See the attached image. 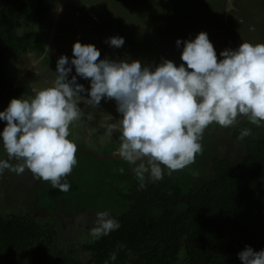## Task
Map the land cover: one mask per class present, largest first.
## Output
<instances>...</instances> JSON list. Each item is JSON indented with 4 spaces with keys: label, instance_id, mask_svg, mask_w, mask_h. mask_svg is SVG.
I'll list each match as a JSON object with an SVG mask.
<instances>
[{
    "label": "clouds",
    "instance_id": "1",
    "mask_svg": "<svg viewBox=\"0 0 264 264\" xmlns=\"http://www.w3.org/2000/svg\"><path fill=\"white\" fill-rule=\"evenodd\" d=\"M107 43L120 48L125 41L114 36ZM181 43L178 39L177 47ZM72 54L70 61L64 55L58 58L50 86L33 89L30 98H12L0 111V121L5 122L0 145L7 155L0 159V174L27 170L53 188L68 191L67 177L78 163V145L69 137L73 123L85 117L81 102L98 108L102 100L115 101L120 118L108 116L115 122L105 124L106 134L119 133L113 155L134 166L141 188L146 179L155 182L165 172L171 175L194 163L210 125L230 128L244 117L264 127V43L241 42L222 50L218 58L208 34L201 31L183 41L179 66L167 59L154 67L140 60L101 59L95 45L79 41L73 43ZM73 67L76 75L69 78ZM77 76L89 80L90 88L78 83ZM86 119L94 117L88 114ZM249 135L248 128L240 131L241 139ZM95 216L89 233L94 239L119 228L108 211ZM238 258L241 264H264V249L246 246Z\"/></svg>",
    "mask_w": 264,
    "mask_h": 264
},
{
    "label": "rangeland",
    "instance_id": "2",
    "mask_svg": "<svg viewBox=\"0 0 264 264\" xmlns=\"http://www.w3.org/2000/svg\"><path fill=\"white\" fill-rule=\"evenodd\" d=\"M43 5V17L22 23L17 34L24 36L31 30L40 33L44 52L30 51L19 58L3 56L1 59L3 71L11 83L30 88L28 94H21L17 99L30 98L34 95L33 89L50 86L56 78L58 58L64 55L70 61L72 45L76 41L95 45L101 59L140 60L142 65L152 67L163 59L179 66L183 63L180 59L183 41L194 39L201 31L212 37L210 41L218 58L222 50L238 47L241 42L264 43V0H43ZM31 6L33 9L34 4ZM234 16L240 22L233 19ZM114 36L124 38L122 47L114 48L107 43L108 38ZM178 39L182 41L179 47L176 45ZM0 48H3L1 41ZM73 75H76L74 67L69 78ZM77 82L85 89L90 88L87 79L77 76ZM79 106L85 117L71 126L69 139L78 145V163L70 177L77 174L95 180L96 186L88 183L92 186L89 188H98L101 199L119 206L117 215L97 207L91 201L88 189L72 186L69 176L71 187L65 192L34 178L27 170L19 175L5 170L0 174V216L16 214L34 220L40 226L49 222L51 229L57 231L58 246L85 261L90 253L82 247L92 241L89 233L94 226L95 214L108 211L116 219L122 209L126 211L132 204L130 191L141 187L132 172L134 166L113 155L119 147V133H113L111 137L106 134L105 124L120 118L115 101L102 100L98 108L88 107L83 102ZM4 109L1 104L0 111ZM88 114L94 119L88 121ZM109 115L115 120L110 121ZM242 122L251 130L250 138L264 139V127L254 126L244 117L230 128L210 125L203 133L202 152L190 166L171 173L173 178L183 185L194 183L197 186L215 177L214 158L238 164L247 153L246 141L233 131ZM4 125L5 122L0 121V131ZM0 159H7L2 145ZM148 183L146 179L145 184ZM40 188L45 192L38 190ZM67 196L71 198L67 199ZM58 197L74 201L71 205L77 209L61 208L56 204ZM185 260L186 252L181 247L177 260L170 264H184Z\"/></svg>",
    "mask_w": 264,
    "mask_h": 264
},
{
    "label": "trees",
    "instance_id": "3",
    "mask_svg": "<svg viewBox=\"0 0 264 264\" xmlns=\"http://www.w3.org/2000/svg\"><path fill=\"white\" fill-rule=\"evenodd\" d=\"M44 13L43 0H0V105L5 108L30 88L13 85L1 59L44 52L40 33L17 34L22 23ZM244 128L242 122L233 134ZM244 139V158L238 164L214 158L215 177L197 186L165 172L162 179L130 191L133 202L118 216L119 228L83 245L90 253L85 261L58 246L49 222L40 226L16 214L0 216V264H170L181 247L184 264H241L238 253L246 246L264 249V139ZM55 200L58 206L69 204Z\"/></svg>",
    "mask_w": 264,
    "mask_h": 264
},
{
    "label": "flooded vegetation",
    "instance_id": "4",
    "mask_svg": "<svg viewBox=\"0 0 264 264\" xmlns=\"http://www.w3.org/2000/svg\"><path fill=\"white\" fill-rule=\"evenodd\" d=\"M73 173V172H72ZM75 174V173H74ZM85 176H79V175H77V174H75V175H72V177H70L69 176V180H70V182L72 183V186H75V187H78V186H81V187H83V188H86V189H88V192H89V197L91 198V201L92 202H94L95 203V205H97V207H99V208H103V209H107L108 211H112V213H113V215L114 214H116L117 215V212H116V209L117 210H119L120 209V207L118 206H114L111 202H106L104 199H101L100 197V195L98 194V188H96L95 190H93V189H91V188H89V187H94V186H96V181L95 180H91V179H89L88 180V177H85ZM81 181V182H80ZM84 182V183H83ZM81 183V184H80ZM88 183H91L92 184V186L91 185H89ZM38 190H40V191H42V192H45L44 191V189H38ZM76 193V192H75ZM74 193V194H75ZM100 196V197H99ZM67 199L68 198H71V197H66ZM72 199H75V198H72ZM63 201H65V199L63 200L62 199V202ZM71 203H73V204H75V202L74 201H69V204H68V206H70L71 208L73 207L72 205H71ZM61 208L62 207H64L63 206V204H61V206H60ZM75 208V207H74ZM65 209H69V208H65ZM63 210H64V208H63ZM116 219H118V216L116 217Z\"/></svg>",
    "mask_w": 264,
    "mask_h": 264
}]
</instances>
